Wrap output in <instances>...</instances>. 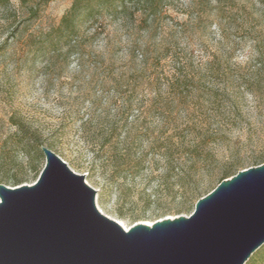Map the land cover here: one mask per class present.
Segmentation results:
<instances>
[{"label": "rangeland", "instance_id": "1", "mask_svg": "<svg viewBox=\"0 0 264 264\" xmlns=\"http://www.w3.org/2000/svg\"><path fill=\"white\" fill-rule=\"evenodd\" d=\"M72 2L9 0L6 6L0 4V185L32 186L46 165V157L40 159L32 148L23 150L19 121L44 135L65 127L60 133L64 139L52 151L76 174L85 176L86 184L97 191L98 210L126 230L139 223L151 226L167 218L191 216L195 203L183 207V201L192 190L206 196L219 185L225 163L239 161L247 170L253 158L264 154V0H232L231 9L198 19L175 11L163 28L159 42L169 41L195 76L184 109L179 107L180 91L170 92L168 85L160 95L173 99L178 107V122L170 127L184 126L193 117L204 118L212 131L220 130L212 145L216 158L211 168L195 174L189 183L170 180L169 191L163 189L158 178L162 171H156L155 165L141 175L124 173L115 179L113 168L101 164L107 161V153L102 154L103 161L95 162L88 138L110 124L124 138L136 129L152 130L163 123L149 115L150 100L155 97L151 91L139 88L131 103V87L124 82L121 88L113 81L124 72L121 66L127 60V48L114 55L113 44L118 40L130 44L138 36L114 32L112 27L109 38L87 45L82 58L42 50L39 35L58 26ZM107 45L111 55L106 58L115 59L119 67L115 72L97 65L95 53ZM163 65L166 73L173 72L171 61L164 60ZM235 101L240 106L237 114H224L223 106ZM15 179L20 182L14 183ZM247 264H264V247Z\"/></svg>", "mask_w": 264, "mask_h": 264}, {"label": "water", "instance_id": "2", "mask_svg": "<svg viewBox=\"0 0 264 264\" xmlns=\"http://www.w3.org/2000/svg\"><path fill=\"white\" fill-rule=\"evenodd\" d=\"M37 182L0 185V264H247L264 247V164L203 196L191 216L129 230L53 151Z\"/></svg>", "mask_w": 264, "mask_h": 264}, {"label": "trees", "instance_id": "3", "mask_svg": "<svg viewBox=\"0 0 264 264\" xmlns=\"http://www.w3.org/2000/svg\"><path fill=\"white\" fill-rule=\"evenodd\" d=\"M231 1L73 0L70 9L61 18L60 24L39 35L42 50L51 51L58 57H62L65 51V57L76 54L81 58L87 45H97L100 41L109 38L112 27H115L114 32H122L129 37L130 35L139 37L132 41L130 39V44L124 45L119 40L113 44L114 55L127 48V60L123 63L124 66H121L125 70L113 77V81L121 88L124 82L128 88L131 87L132 98L128 100L131 103L139 88L151 91L155 97L150 100L149 115L160 118L163 125L152 130L136 129L122 138L123 136L117 133L116 125L110 124L109 129L106 128L100 134H93V137L88 138L91 151L95 154V162L104 158L102 155L104 152L108 154L107 161L102 159L101 164L103 167L108 164L113 168L112 178L121 177L124 173L141 175L155 165L156 171H162L159 172L158 178L163 182V189L169 191L170 180L181 185L189 183L195 174L211 168L216 158L212 145L218 141L220 130H210L206 127L207 121L205 122L204 118H199L200 120L197 118L196 121L189 116L184 126L170 127L171 123L178 122L175 113V108L178 107L173 99L169 102L160 95L168 85L167 89L170 92L180 91L182 96L179 107L182 109L185 104H189L190 89L194 87L190 83L194 81L195 76L188 68V64L180 62V55L175 52L173 45L169 41L164 43L163 40L162 42L159 40L165 24L171 20L172 12H181L191 19H198L210 12L223 13L227 8L231 9L233 6ZM0 4L6 6L9 0H0ZM109 46L111 45L105 46V49L100 50L98 54L95 53L98 59L97 65L115 72L119 70L116 66L117 62L113 58L111 60L106 58V55L109 57L111 55ZM164 60L172 62L173 72L166 73ZM215 103L217 100L212 102L213 107ZM198 104L201 110L199 101ZM219 107L214 110L217 111ZM225 107L223 106L222 110L228 116L237 114L240 110L237 101ZM200 115L202 117L205 114L200 113ZM64 128L60 126L48 135H44L39 129L33 130L26 123L19 121V137L23 150L28 151V148H32L38 157L43 159L45 155L42 153V148L46 147L55 152L57 144L64 139L60 134ZM250 164L247 168L263 165L264 154L253 158ZM244 167L245 165L239 161L225 163L219 171L218 184L246 169ZM32 169L35 172L38 170L36 167ZM19 182L18 179L14 181V183ZM202 196L197 189L192 190L183 201V207L186 204L196 205Z\"/></svg>", "mask_w": 264, "mask_h": 264}, {"label": "bare ground", "instance_id": "4", "mask_svg": "<svg viewBox=\"0 0 264 264\" xmlns=\"http://www.w3.org/2000/svg\"><path fill=\"white\" fill-rule=\"evenodd\" d=\"M122 225V223H120ZM123 226V225H122ZM126 230V229H125Z\"/></svg>", "mask_w": 264, "mask_h": 264}]
</instances>
